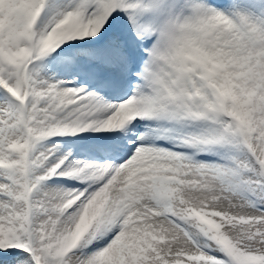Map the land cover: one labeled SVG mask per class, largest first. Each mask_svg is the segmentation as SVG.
<instances>
[{
    "label": "snow or ice",
    "instance_id": "snow-or-ice-1",
    "mask_svg": "<svg viewBox=\"0 0 264 264\" xmlns=\"http://www.w3.org/2000/svg\"><path fill=\"white\" fill-rule=\"evenodd\" d=\"M0 264H264V0H0Z\"/></svg>",
    "mask_w": 264,
    "mask_h": 264
}]
</instances>
